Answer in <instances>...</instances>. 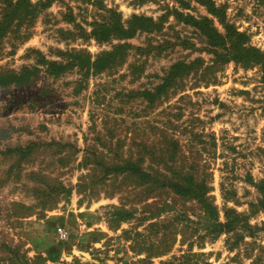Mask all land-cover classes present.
I'll return each mask as SVG.
<instances>
[{
	"label": "rangeland",
	"instance_id": "obj_1",
	"mask_svg": "<svg viewBox=\"0 0 264 264\" xmlns=\"http://www.w3.org/2000/svg\"><path fill=\"white\" fill-rule=\"evenodd\" d=\"M17 1L0 0V264H264L262 66L198 26L264 52V0H30L47 6L24 21ZM179 173L244 220L211 234L197 200L149 181Z\"/></svg>",
	"mask_w": 264,
	"mask_h": 264
},
{
	"label": "trees",
	"instance_id": "obj_2",
	"mask_svg": "<svg viewBox=\"0 0 264 264\" xmlns=\"http://www.w3.org/2000/svg\"><path fill=\"white\" fill-rule=\"evenodd\" d=\"M208 4L210 12L220 16L222 11L214 4L213 1L209 0L206 2ZM15 14L23 13V17L21 21L28 19V17H33L38 11L39 7H46V4L38 3L33 4L30 0H18L14 5ZM8 7H12V5H8ZM182 15V14H180ZM148 21L143 16H135L132 21V27H140L141 29L145 28V22ZM117 24H114V26ZM198 26L204 34L210 40L211 45L213 46H221L225 47L226 53H219L216 51L218 57L221 60L229 61L230 59H235L239 62L250 64L251 62L256 64H261L263 74H264V52L251 44L245 46L246 43H249L247 36L237 30L232 29L230 26H227L228 32L224 36L220 34L214 27L210 25V20L208 18L203 19L198 22ZM124 31V30H122ZM109 30L103 29L102 32L97 35L100 36L101 40H106ZM230 43V45H228ZM110 54H106L105 56H110ZM105 58V57H104ZM103 56L100 57L94 64V66H98L103 63ZM188 65L185 63H177L175 64L167 78L165 79V83L158 87L156 93H148L149 98H154L156 95H159L164 92V88L170 86L172 81L178 77L179 75L186 73ZM26 70V71H25ZM24 70V73L18 78L10 76V81L16 80L17 83L21 81H27V77L29 76V71L27 69ZM26 73V74H25ZM264 80V75H263ZM7 83H3L2 85H6ZM137 169L134 168V171ZM148 178V176H145ZM149 181H151L153 188H161L165 186H169L176 193L186 196L189 199L197 200L200 204L201 209L203 210V219L206 221V229L211 234H219L225 231L235 230V225L239 224L241 220H244L241 214H238L234 210H229L226 212L227 221L222 222L219 220V213L216 205L210 200L208 196L209 186L205 180L196 179L194 176L190 174L179 173L177 178H164L160 180L156 177L149 176ZM260 191L263 194V198L260 200V205L264 208V182L259 186ZM155 191V189L153 190ZM246 220V219H245Z\"/></svg>",
	"mask_w": 264,
	"mask_h": 264
},
{
	"label": "built area",
	"instance_id": "obj_3",
	"mask_svg": "<svg viewBox=\"0 0 264 264\" xmlns=\"http://www.w3.org/2000/svg\"><path fill=\"white\" fill-rule=\"evenodd\" d=\"M57 235L60 239H65L67 237V231L63 227L57 229Z\"/></svg>",
	"mask_w": 264,
	"mask_h": 264
}]
</instances>
